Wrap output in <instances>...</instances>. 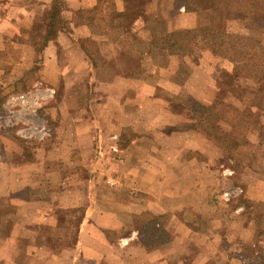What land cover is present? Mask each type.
Wrapping results in <instances>:
<instances>
[{"label":"rangeland","instance_id":"1","mask_svg":"<svg viewBox=\"0 0 264 264\" xmlns=\"http://www.w3.org/2000/svg\"><path fill=\"white\" fill-rule=\"evenodd\" d=\"M99 1H102L100 4L102 9L110 8L113 4L115 6V0ZM129 1L128 7L131 10L135 8L141 10L150 0H139L140 4ZM175 2L176 0H174L172 11L173 19L170 22L143 16V18L140 17L139 24L128 29L130 33H125L124 37L119 38L118 41H112V39L102 41L97 34L96 39L79 40L78 43L86 54V61L96 68V72L91 74L92 78L88 76L86 70L65 71L59 75L43 72L45 58L42 50L48 38L55 36L54 31L65 27L62 22L63 15L60 16L66 5L65 0L59 5L51 20L52 8L47 11L39 33L24 37L26 40L20 42L21 49L15 52L18 55L9 57L17 61L18 65L11 61L10 63L0 61V237L5 239L16 233L23 235L18 239L27 242L28 264L46 263L42 255L37 253V248L31 244L41 245L52 242L56 248L60 243L64 244L66 242L64 240L75 243L80 237L79 229L85 209H59L56 208V200L60 201L57 195L60 196L63 193L65 187L62 185L63 179L70 177V182L74 181L71 174L74 172V165H71L72 169L63 168L60 163L70 160V162L83 164L90 154L89 150L93 144L88 146L87 140L86 144L84 143L86 139L84 131H81V134L73 129L74 127L86 129V119H83L85 116H92L93 121L92 133L96 151L91 159L96 161L99 157L104 158L111 167V172L113 174L116 172L120 177H125L130 171L128 168L141 164V161L145 160L147 163L150 159L162 160L164 157L177 156V153H167L163 157L161 155L157 157L158 152L154 154L152 151L149 136L157 128L154 127L157 123L156 116H187L186 121H182L180 125L185 123L198 133L197 139L188 135L186 141L200 146L201 149L197 152L198 158L211 165L214 171L212 188L213 193L218 196L219 206L222 210L242 206L243 214L236 216V219L240 220L235 225V229L250 226L254 230L252 243L237 244L233 248L232 255L236 256L238 262L235 263L264 264V206L262 201H259L260 203L257 201L264 199V189H260L258 185L259 178L264 176V170L253 166L257 159L255 157L247 161V168L241 172H234L230 168L233 162L227 154L229 145L214 140V135L208 136L200 124L202 114L214 101L210 104L198 102L190 95L188 88L183 86L190 71L199 64L207 62V68L212 70L207 71V76L201 74L196 78V82L199 81L197 85L201 87L200 93L206 95L207 89L204 86H207L214 77L213 68L216 69L217 66L218 82L222 86L223 82H231V79L227 78L226 68L221 65L232 66L233 64L220 56L218 57L226 62L214 63L209 55L213 52L211 50L196 51V48H191V40H186L179 47L170 49L168 52L155 57L151 56L152 40L165 36L163 34L168 33L170 27H173L171 33L176 30H194L216 25V16L213 12L189 13L183 7L178 8ZM79 12L76 19L86 21V11ZM230 15V21L227 22ZM228 16L218 24L221 30L262 41L261 47L264 50V24L244 22L237 11H231ZM196 17L198 18L196 21L205 26L183 27L185 23L192 24ZM123 21L125 25L129 22L125 18ZM148 53L151 55H146ZM72 62L74 58L62 57L63 67ZM116 73L123 76L122 80L119 79L116 84H109ZM232 73L235 76L232 82L236 88L235 91L232 95L222 94L223 99L230 96L228 100H215L227 106L221 108L225 113V119L219 122V130L215 136L216 138L225 136L226 142L234 141L240 146H256L264 137V90L258 81L236 75L234 65ZM124 77L133 79L132 88ZM164 80L174 82L182 88L174 87L172 91H169L160 85ZM120 94L123 96V102L116 101V99L122 100L118 96ZM131 99L132 102H136L130 104ZM53 116L58 118L54 120ZM114 116H123L122 129L116 128ZM131 116H135L134 118L137 116V120H140L138 122L136 120L135 125L130 127ZM239 120L243 121V125L240 124V127H237ZM166 122L167 120H164L163 123H159L157 129H165L162 125ZM197 123L199 126H196ZM244 126L247 130L242 129ZM133 133L135 135H132ZM133 136H135L133 140L137 136L141 140L143 137L148 139L144 138V142L139 140L144 146L142 151H129ZM152 137L155 139L154 135ZM120 142L124 144L129 142V145L122 148ZM74 145L76 149L71 151L69 146ZM115 146L122 152L115 153L113 150ZM190 155L194 157V153L188 151V156ZM262 165L264 166V160ZM80 166L83 171H80L79 178L85 179L86 169ZM206 168L208 170V166ZM153 169L151 167L146 170L155 174L160 181L162 178L160 172L164 171L163 168L155 169L159 171L158 175L152 172ZM61 170L64 174L63 179L60 174L57 175ZM54 173H57L56 176H53ZM181 175L184 176V173ZM116 186L117 183L108 182L106 178L100 180L99 197L96 195L100 199L95 204L97 208L108 210L112 207L107 202L115 196L113 189ZM78 187L77 194L83 195V189L86 190V187L83 184ZM134 188V186L123 187L124 201L130 200L127 196L131 197L130 192H134ZM207 190L211 191V187L209 186ZM226 193L230 194L229 199L225 197ZM38 200L42 201L38 205L43 209H37L39 217L34 223V218L30 221L28 217L36 213L34 212L37 206L35 203ZM26 202L33 203L35 207L25 211L27 216H24L22 209L27 207ZM229 214L232 215L230 212ZM146 221L144 216L140 220H135L133 226L138 227L139 230L143 229ZM155 223L157 224V220ZM158 228L167 233L162 226ZM145 233L144 231L141 237L139 236L140 241L146 238ZM63 250L57 248L55 252L59 251V254ZM10 253L8 258L5 257L6 259L0 253V264H16L19 257L23 258L17 249H12ZM63 256H73L77 260L76 264H80L77 249Z\"/></svg>","mask_w":264,"mask_h":264},{"label":"crops","instance_id":"2","mask_svg":"<svg viewBox=\"0 0 264 264\" xmlns=\"http://www.w3.org/2000/svg\"><path fill=\"white\" fill-rule=\"evenodd\" d=\"M53 2L54 0H0V61L9 63L11 61V63L17 64V61L9 57L18 55L15 52L21 49L20 42L26 40L24 37L27 38V36L39 33L43 17L48 10L50 11ZM65 2L64 11L60 14V16L63 15L64 20L62 22L65 27L57 28L54 31L55 36L48 38L44 50H42L45 58L43 72H53L59 75L65 71L80 72L81 70H86L88 76L92 78L91 74L96 72V68L86 61V54L81 49L78 41L83 38L93 40L96 39V35L92 34L86 21L76 19V15L80 10H95L99 5V0H65ZM100 2L102 3V1ZM126 6L123 0H115V6L110 5V8L113 7L121 13L125 12ZM173 8L174 0H150L144 4L143 10H137V13L141 18L145 16L150 19H160L164 22H170L173 19ZM108 9V7H105L104 13ZM197 17L195 21H192V24L185 23L183 27L188 26L193 28L202 26L203 24L196 21ZM230 18L231 15L228 16L227 22L230 21ZM138 24L139 21L136 22L135 26ZM172 29L173 27H170L168 33L163 35L169 34ZM98 38L100 37L98 36ZM104 39L107 38L104 37ZM151 51L152 55H150L152 57L168 52L167 50L153 48ZM146 55H149V53ZM209 55L211 60L216 64H219L218 62L220 61H225L215 53H210ZM63 56L74 58V62L63 67L61 63ZM207 64L206 62V64H199L193 68L183 86L188 88L190 95L196 101L210 104L215 100H224L225 98H221L222 94L224 96L232 95L236 88L232 84L235 79L232 73L233 65H221V67L226 68L227 78L231 79V82H223L222 86L218 82L219 73L216 66V69L213 68L212 72L214 77L207 86H204L207 89V94L202 95L200 93L201 87L197 85L199 81L197 80L196 82V78L199 75L201 76V74L207 76V71L212 70V68H207ZM122 78L123 76L116 73L109 84H116ZM124 80L132 88L133 79L131 77H124ZM160 85L169 91H172L174 87H178L176 83H171L169 80H164ZM178 88L181 89L182 86ZM118 96L122 100L116 99V101L123 102V96L121 94ZM229 97L227 96L225 100H228ZM133 102L135 103L136 101ZM133 102L132 99L129 100L130 104ZM134 117L131 116L130 118V127L135 125L138 119L137 116L136 118ZM186 117L156 116L157 123L154 124V127L158 128L159 123H163L164 120H167V122L162 125V127L165 126V129L156 128L154 130L152 135H154L155 139L149 134L151 135L149 137L151 138L150 143L153 147L152 151H154V154L158 152L157 157L160 155L163 157L167 153H177L178 155L168 156V158L164 157L162 160L160 158H157L158 160L150 159L147 163L145 160L144 162L141 161L139 165L130 166L128 168L130 171H128L125 177H120L116 172L113 174L110 170L111 167L104 161V158L99 157L96 161L91 159L92 154L96 151L94 147L95 139L92 133V116H85L83 118L86 119L85 130L78 127L73 128L81 134V131H84L86 136L84 143L86 144L87 140L88 146L93 145L90 147V154L87 156L88 158L86 157V162L83 164L70 162V160L60 163L63 168L70 167L72 169L71 165H74V172L71 173L72 179H74L73 183L70 182V177L63 179L64 174L62 170L58 174H53V176L60 174L63 179L62 185L65 186L63 193L60 196L57 195L60 201L57 202L56 200V208H83L85 209V214L83 215L82 224L79 229L80 237L75 243L70 240H64L66 242L64 244L60 243L56 248L52 242H45L41 245L31 244L37 248V253L42 255L46 260L44 264H76L77 260L73 256H63L65 253L69 254L73 252L74 249L79 251L78 260H81L80 264L238 263L235 258L236 256L232 255L233 248L237 244L247 245L252 243L254 230L250 226H241L237 230L235 229V225L240 220L236 219V216L243 214L242 206H238L237 208L234 206V208L232 207L233 209L226 208L224 210L219 206L218 196L213 193L212 188L214 184V171L211 165L202 162L198 158L197 152L200 151V146L189 144L186 141L188 135L190 137L194 136L197 139L198 133L190 129L185 123L182 126L180 125L182 121H186ZM55 118H58V116H53L54 120ZM113 118L116 128L122 129L124 126L123 116H114ZM133 134L135 135V133ZM139 138L137 136L135 140L131 141L129 151H142V148H144L142 142H144L145 137H143V141ZM69 149L72 151V149H76V146H69ZM188 151L193 152L194 157L193 155L188 156ZM80 165L86 169L85 179L79 178L80 171H83ZM206 166H208V170ZM151 167L154 168L152 172L157 175L159 171L157 172L155 169L158 167L163 168L164 171L160 172L162 175L160 181L158 180L159 178L155 177V174H151V172L146 170L151 169ZM182 173H184V176L181 175ZM104 178L108 182L117 183V186L113 189L115 196L107 202L112 205L108 210L97 208L95 205L100 199L98 198V184ZM67 180L68 184L66 183ZM263 183L264 176L259 178L258 185L260 189H264ZM80 184L86 187V190L85 188L83 189V195L77 194ZM127 186H134L135 190H133L134 192H130V198L127 196L130 200L124 201L125 196L123 197L122 189ZM209 186L211 187V191L207 190ZM96 198L97 201H95ZM257 201H262V205L264 206V199H258ZM40 202L42 201L38 200L36 203L34 202L37 205L34 212L39 208L40 210L43 209L38 205ZM25 204L27 207L22 209L24 212L22 214L27 216L25 211L35 207V205L30 202H26ZM226 210L228 211L227 214ZM38 213L36 212L33 216L28 217V219L31 221V218H34L35 223L39 217ZM144 216L147 220L156 218L157 226H162L172 236V240L147 247L139 239V236L141 237L139 228L133 226L135 220H140ZM127 233L128 236H126ZM20 237H23L20 233H16L12 237L5 239H1L0 237V253L4 255L3 258H8L12 249H17L19 255L23 256V258L19 257L16 264H28L26 256L28 252L27 242L19 240L18 238ZM57 248L64 250L58 254L59 251L55 252Z\"/></svg>","mask_w":264,"mask_h":264},{"label":"trees","instance_id":"3","mask_svg":"<svg viewBox=\"0 0 264 264\" xmlns=\"http://www.w3.org/2000/svg\"><path fill=\"white\" fill-rule=\"evenodd\" d=\"M62 1L54 0L50 20L58 10L59 5L62 4ZM132 1L140 4L139 0ZM129 2V0H124L125 6H127L125 12L121 13L111 8L104 13V9L100 8V1L95 10L86 11V24L92 34L100 36L102 41L111 39L112 41H118L119 38L124 37L125 33H130L128 29L134 28L140 16L136 8L131 10L128 7ZM175 3L178 8L183 7L189 13L201 11L213 12L216 16V25L213 27H200L194 30H176L160 38H154L151 43L153 49L169 51L170 49L179 47L186 40H191V48H196V51L200 52L211 50L216 55L231 62L234 65V73L236 75L258 81L261 84L262 90H264V50H262L261 42L243 34L228 33L218 27V24L226 19L231 11H237L244 22L264 24V0H176ZM123 18L131 23L127 22V25H125ZM116 31L118 32L115 33ZM104 37L107 39H104ZM225 107L227 106L224 103L214 101L204 111L200 121V124L204 127V132L210 137L214 135V140L222 142L224 145H229L227 154L230 161L233 162L230 168L234 172H241L246 169L248 160L252 157L257 158L253 166L256 169L264 170V166L262 165V160H264V137L261 141L262 143L260 142L256 146H240L234 143V141L226 142L225 136L216 138L215 134L219 130L218 124L225 119V113L221 108ZM239 121L240 123L237 124V127H240V124L243 125V121ZM196 126H199V124L197 123ZM234 127L236 126L234 125ZM242 129L247 130V127L244 126ZM134 137H132V140ZM120 143L122 148L129 145V142L127 144ZM144 231L146 232V238L142 242L147 247L172 240L170 235L160 231L153 218L148 219L143 229H140L141 235Z\"/></svg>","mask_w":264,"mask_h":264},{"label":"built area","instance_id":"4","mask_svg":"<svg viewBox=\"0 0 264 264\" xmlns=\"http://www.w3.org/2000/svg\"><path fill=\"white\" fill-rule=\"evenodd\" d=\"M113 150H114L115 153H120L119 148H118L117 146L113 147ZM119 157H120V156H119ZM119 159L121 160V158H119ZM229 196H230L229 193H226V194H225V197H226L227 199H229Z\"/></svg>","mask_w":264,"mask_h":264}]
</instances>
